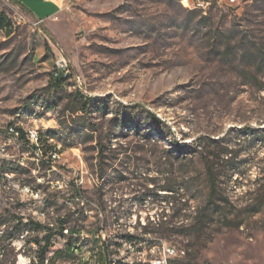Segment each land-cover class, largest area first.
Segmentation results:
<instances>
[{
    "label": "rangeland",
    "instance_id": "1",
    "mask_svg": "<svg viewBox=\"0 0 264 264\" xmlns=\"http://www.w3.org/2000/svg\"><path fill=\"white\" fill-rule=\"evenodd\" d=\"M0 16V133L36 127L60 147L55 169L26 142L11 147L28 168L0 160V184L13 176L0 212H47L85 232L67 237L78 257L57 235L51 264H153L167 248L179 252L169 264H264V0L207 13L183 0H66L47 22L0 0ZM61 57L71 82L55 86ZM41 232L31 240L44 246ZM0 250L15 264L7 239Z\"/></svg>",
    "mask_w": 264,
    "mask_h": 264
},
{
    "label": "built area",
    "instance_id": "2",
    "mask_svg": "<svg viewBox=\"0 0 264 264\" xmlns=\"http://www.w3.org/2000/svg\"><path fill=\"white\" fill-rule=\"evenodd\" d=\"M239 0H186V8H194L197 11L209 12L212 9H215L216 6H228L236 3ZM25 20L24 16L20 17V22ZM63 72H70L68 63L64 57H61L57 60L53 71L51 72V80L58 83H70V79H63ZM78 80V85L82 86V80L80 78H76ZM24 133V138H23ZM0 136L5 138L4 143H9L12 145L15 150L19 149L22 142H26L28 146L27 155L32 156V160L39 165L42 162H50L52 164V168L55 169L54 164H56L57 160L60 159L59 154V146H54L50 142L46 144L44 142L43 135H40V130L36 127H31L27 129H23L19 126V124L9 125L4 132L0 133ZM8 157H16L14 154L12 156H4V154L0 153V160L7 161ZM20 160L27 161V157L25 153L22 154ZM13 176L6 175L3 179V184L5 189L10 190L11 180ZM42 179V178H41ZM42 182V180H41ZM59 183V182H58ZM9 185V186H8ZM60 189L62 186H59ZM21 192L26 195H31L34 197L35 193L32 192V188L30 186H22ZM18 221H32V229H17ZM39 224L40 227L37 228L36 225ZM55 222L50 220V216L47 212H36L31 216L25 212H0V238H5L8 240V244L15 248L18 253L16 257L15 264H51V255H49V248L57 247V235L59 236V240L64 244V249L70 248L69 243L67 242L68 236H84L85 232L76 231L72 232L66 225H59V228H56ZM37 228V229H36ZM36 230H40L41 233L47 234L51 236V243L46 250L44 260L40 259V250L38 247H31V234L35 233ZM54 232L56 235H50ZM13 236H24L25 237V248H18L16 244L13 243ZM105 238V235H102ZM100 234H97L95 238H99ZM45 237H42V241H45ZM68 243V244H67ZM30 248L31 250H36L37 256L28 255L26 253V249ZM71 250V249H70ZM4 251L0 250V264H2V259L4 258ZM177 250L175 248H167L164 253L163 259H157L153 262V264H169L168 259L172 257L178 256ZM185 253V252H183ZM71 254L74 256H80V250H71ZM113 257V256H112ZM109 257L106 264H109ZM128 261V260H124ZM81 264H88V261L85 259L80 260ZM133 263V262H132Z\"/></svg>",
    "mask_w": 264,
    "mask_h": 264
},
{
    "label": "crops",
    "instance_id": "3",
    "mask_svg": "<svg viewBox=\"0 0 264 264\" xmlns=\"http://www.w3.org/2000/svg\"><path fill=\"white\" fill-rule=\"evenodd\" d=\"M10 6L20 11L27 19L47 22L62 10L66 0H6Z\"/></svg>",
    "mask_w": 264,
    "mask_h": 264
},
{
    "label": "bare ground",
    "instance_id": "4",
    "mask_svg": "<svg viewBox=\"0 0 264 264\" xmlns=\"http://www.w3.org/2000/svg\"><path fill=\"white\" fill-rule=\"evenodd\" d=\"M183 3L186 4V0H183ZM192 9H194V8H192ZM63 79H70V72H63ZM40 135H42V134L40 133ZM49 142L52 143L53 139H50ZM11 147L13 148V146L10 145L9 143L0 144V153L4 154V156H12L13 153L10 150ZM6 162H9L12 164H17L18 166H21L24 168H26V167L28 168L27 161L20 160L19 158L17 159L16 157H8ZM2 179H4V178H2ZM39 182L41 183V178L39 179ZM32 192H34L33 189H32ZM25 222H26V224H22ZM29 222L30 221H18L17 222V229H20L19 228L20 226H18V225H24L25 227L23 229H30V227L28 228V226H27V225H31V223H29ZM68 237H77V236H68ZM82 237H84V236H79V238H82ZM13 243L16 244V247H18V248H25V237L24 236H13ZM45 246H46V242H44V246H42L40 243H37L36 240H31V247H38V249H43ZM54 248L55 247L49 248V254L50 253L55 254V252H53ZM81 248H82V246H81V244H79V242L77 240L74 243L70 244L71 250H81ZM88 264H94V263H90V261H89ZM109 264H119V261L110 259Z\"/></svg>",
    "mask_w": 264,
    "mask_h": 264
},
{
    "label": "trees",
    "instance_id": "5",
    "mask_svg": "<svg viewBox=\"0 0 264 264\" xmlns=\"http://www.w3.org/2000/svg\"><path fill=\"white\" fill-rule=\"evenodd\" d=\"M5 24V19L3 17L0 16V31L3 29ZM71 82V81H70ZM51 83L55 86H63L66 84H69L68 82L65 83H58V82H54L53 80H51ZM82 96H80L81 98ZM81 111L84 112H92L93 111V103L95 102L94 99L92 98H82L81 100ZM23 138H24V133H23ZM175 147L177 149V151L179 152V154H183V153H191L193 151V149L195 148L194 144H189V145H180L178 142H176ZM65 222L63 221L61 225H63ZM37 228L40 227L39 224L36 225ZM46 240V246L40 250V259L41 261L44 260V256L46 253V250H48L50 243H51V236H47L45 238ZM129 239H131L132 241L134 240V237H129ZM70 245V243H69ZM67 251H69L71 253L70 248L67 249Z\"/></svg>",
    "mask_w": 264,
    "mask_h": 264
}]
</instances>
